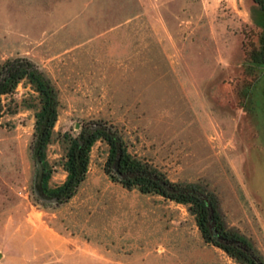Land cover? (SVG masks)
<instances>
[{"label": "rangeland", "instance_id": "obj_1", "mask_svg": "<svg viewBox=\"0 0 264 264\" xmlns=\"http://www.w3.org/2000/svg\"><path fill=\"white\" fill-rule=\"evenodd\" d=\"M27 57L60 92L57 132L118 127L136 156L202 182L264 255V10L254 0H0V63ZM36 93L4 97L0 264H239L184 204L128 189L98 141L69 201L41 189ZM61 160L60 142L48 150ZM66 173L57 166L52 184Z\"/></svg>", "mask_w": 264, "mask_h": 264}, {"label": "trees", "instance_id": "obj_2", "mask_svg": "<svg viewBox=\"0 0 264 264\" xmlns=\"http://www.w3.org/2000/svg\"><path fill=\"white\" fill-rule=\"evenodd\" d=\"M23 81L36 96L27 108L35 109V131L31 144L33 154L42 167L41 189L58 203L72 199L86 180L92 162V150L98 141L108 145L105 171L128 189L156 194L187 206L206 243L225 251L239 264H264V255L253 238L231 226L222 211L218 195L202 182L171 179L153 164L130 150L125 134L116 126L98 120L84 123L78 133L57 132L61 99L57 86L27 57H15L0 63V125L6 113L14 111L4 100ZM60 142L64 154L58 162L49 159V147ZM66 173L65 179L52 184L57 166Z\"/></svg>", "mask_w": 264, "mask_h": 264}, {"label": "flooded vegetation", "instance_id": "obj_3", "mask_svg": "<svg viewBox=\"0 0 264 264\" xmlns=\"http://www.w3.org/2000/svg\"><path fill=\"white\" fill-rule=\"evenodd\" d=\"M264 10V0H254Z\"/></svg>", "mask_w": 264, "mask_h": 264}]
</instances>
